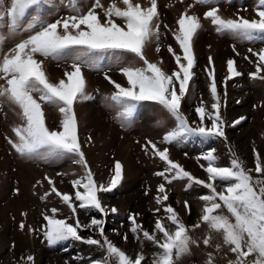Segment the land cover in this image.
I'll return each mask as SVG.
<instances>
[{"label": "snow or ice", "instance_id": "snow-or-ice-1", "mask_svg": "<svg viewBox=\"0 0 264 264\" xmlns=\"http://www.w3.org/2000/svg\"><path fill=\"white\" fill-rule=\"evenodd\" d=\"M195 2L211 5L216 0ZM121 3L123 6L112 0L105 7L101 0H94L92 6L85 10L81 6V0H66L65 6L72 14L53 21L46 18L45 9L49 7V0H0V80L4 81L0 83V108L4 104L12 106L20 121L12 126L15 139L8 137V143L20 156L31 160L48 161L67 156L77 158L76 163L82 165L85 171L84 175L72 181L74 196L61 193L55 187V182L46 177L52 186L51 192L69 206L74 217L77 207L95 208L107 215L108 209L103 206L99 193L115 188L122 179V165L117 161L108 183L97 184L82 150L75 111L76 103L94 99L87 92L82 69H98L106 53H130L143 65L136 66L134 62H129L121 67L120 71L126 77L128 86L117 83L105 73V79L116 91L105 94L104 101L109 107H118L117 119L122 123L135 113L141 102L151 101L161 105L175 121L174 127L168 129L163 136L164 143L179 142L189 137H198L201 142L214 137L226 139L214 67L208 71L211 78L210 93L214 98L211 111L202 101L195 108L199 116L198 122H190L181 111L196 63L193 38L202 28L201 18L196 14H189L188 9L193 5H189L176 22L178 27L173 36L182 49V56L171 45L168 46V51L175 57L178 65L176 71L168 73L159 63L150 62L145 55L146 47L154 39L159 40L160 36L158 0H150V6L147 7L136 0H121ZM97 8L103 9V19L96 11ZM256 17H224L218 6L209 7L204 13V18L211 21L217 33H229L242 41L264 42V0L258 2ZM9 41H13L14 46L5 51L4 46ZM156 50H160L159 46ZM248 51L253 52L251 48ZM253 54L257 57L256 71L250 73V76L255 78L264 72V48ZM38 56L57 61L71 59L72 70L65 72L66 79L54 82L46 72L44 60L37 59ZM211 61L212 58L209 57V62ZM227 64L230 75L224 82L225 97L227 80L242 75L236 70L234 60H228ZM44 104L58 108L62 117L58 128L53 129L46 124ZM206 118L210 122H206ZM244 119L245 117H240L235 123ZM149 145L153 155L159 156L167 164L156 175L163 176L168 183L174 179H186L188 186L197 184L209 190L208 194L200 197L205 202L204 207L198 222L191 226L183 222L171 204L165 205L166 215L157 217L151 232L136 222L137 214L130 216V230L136 238L140 239L142 234L144 239L151 241L157 248L152 264H177L182 256L190 254L192 246L200 243L190 233L199 228L201 223L207 224L209 229L202 241L204 245L211 244L212 232L222 235L223 245L228 246L235 257L228 264H264V160L260 153L254 152V171L257 174L254 177L251 174L253 169H246L235 152L232 153L229 165L221 166L215 149H209L201 157L207 162V179H200L185 170L179 162L173 161L166 147L161 150L149 140L144 146L146 151ZM166 173L171 174V178ZM217 181L223 185L220 190L217 189ZM157 193L158 204L168 200L165 184L158 186ZM49 194L45 193L43 198ZM185 206H188L187 201ZM221 208H225L227 214L218 212ZM57 211L53 208V215L44 214L46 223L42 231L49 245L74 239L105 249L106 256L93 260L92 264H112L113 260L115 264H143L146 260L143 252L130 256L109 240L104 235L103 219L93 217L90 224L81 225L76 217L74 223H69L72 217L58 219L54 215ZM111 211L115 212L116 209L112 208ZM155 211L161 210L157 208ZM20 227L24 228L23 222ZM89 228L98 231L102 240L84 238L79 234L78 230ZM124 239L127 240V234ZM215 248L219 250L222 245L217 243ZM207 256L206 264H214L213 253L209 252ZM249 257L253 258L249 260ZM26 260L29 264H34L32 255H28Z\"/></svg>", "mask_w": 264, "mask_h": 264}, {"label": "rangeland", "instance_id": "rangeland-1", "mask_svg": "<svg viewBox=\"0 0 264 264\" xmlns=\"http://www.w3.org/2000/svg\"><path fill=\"white\" fill-rule=\"evenodd\" d=\"M101 2L107 7L112 0ZM136 2L145 7L150 6V0ZM258 2L259 0H216L211 5H201L195 0H158L159 40L154 39L145 49V55L150 62L159 63L165 72L176 71L178 65L175 57L168 51V46L171 45L176 53L182 56V49L174 39L173 33L178 27L176 22L180 15L189 5H193L188 9L189 14H196L201 18L202 28L193 38L192 47L196 63L192 69L193 77L189 82L188 92L181 104V111L190 122H198L199 116L195 108L202 101L211 111L214 98L210 93L211 78L208 71L214 67L226 139L214 137L207 142H201L198 137H189L179 142L164 143L163 136L168 129L174 127L175 121L161 105L151 101L141 102L126 122L122 123L117 119L118 107H109L104 101L105 94L116 91L105 79V73L117 83L128 86L126 77L120 71L121 67L129 62L143 66L142 62L130 53L109 52L102 57L98 69L88 67L82 69L87 82V92L94 97L75 105L78 134L85 159L97 184L108 183L117 161L122 165V179L117 186L110 191L99 193L103 206L108 209L107 215L95 208L77 207L74 217L69 206L51 192L52 186L46 177L55 182V187L61 193L74 196L72 181L84 175L82 165L76 163L77 158L71 156L48 161L31 160L20 156L7 139L8 137L15 139L12 126L20 121L12 106L4 104L0 108V264H29L26 260L28 255L34 257V264H92L93 260L106 256L105 249L74 239L49 245L42 229L46 223L44 214L53 215L51 212L53 208L58 210L54 214L58 219L72 217L69 223H74L76 217L79 218L81 225L90 224L93 217L103 219L104 235L109 240L130 256L143 252L146 257L143 264H152V257L157 248L151 241L144 239L142 234L140 239L136 238L130 230L132 227L130 216L137 214L136 222L151 232L154 230L157 217L166 215L165 205L171 204L183 222L191 226L198 222L204 207L205 202L200 197L208 194L209 190L197 184L188 186L186 179H174L168 183L163 176L156 175L163 171L167 164L159 156L153 155L150 145L148 150H145L144 146L149 140L161 150L166 147L173 161L179 162L185 170L200 179H207L205 171L207 162L201 157L209 149H215L221 166H228L232 153L235 152L244 162L245 168L253 169L251 174L254 177L257 175L254 171V152H259L264 160V72L255 78L251 77L250 73L256 71L257 57L253 53L264 48V42L242 41L229 33H217L211 21L204 18V13L209 7L218 6L224 17L244 16L253 19L257 18ZM93 3L94 0H81V6L85 10ZM116 3L123 6L121 0H116ZM65 4L66 0H49V7L45 9L46 18L54 21L71 15ZM96 11L103 19V9L97 8ZM117 22L120 23V20ZM219 45L226 51L221 59H218ZM13 46L14 42L9 41L4 46L5 51ZM157 46L160 48L159 51L156 50ZM250 48L253 52L248 51ZM209 57L212 58L211 63ZM37 59L44 60L46 72L54 82L66 79L65 72L72 70L71 59L57 61L39 56ZM230 59L235 61L234 66L242 75L227 80L225 97L224 82L230 75L227 64ZM0 83L4 81L0 80ZM43 110L46 124L50 128H58L62 119L58 108L55 105L44 104ZM240 117L245 119L235 123ZM206 122L210 121L206 118ZM166 175L171 178V174ZM162 183L165 184L168 200L158 204L157 189ZM216 186L218 190L223 187L219 181L216 182ZM45 193L50 194L43 198ZM15 201L18 204H13ZM74 203L79 204L78 201ZM8 204L10 209L7 212L3 211ZM112 208L116 211L112 212ZM157 208L161 211L156 212ZM218 212L227 214L225 208ZM22 222L23 229L20 227ZM78 231L84 238L102 240L99 232L92 228ZM208 232V226L204 223L191 231L190 234L200 243L198 246L193 245L190 254L182 256L177 264H206L209 252L214 255V264H228L230 259L235 258L228 250V246L223 245L220 233L212 232L211 244L204 245L202 241ZM125 234L127 240L124 239ZM217 243L222 245L219 250L215 248ZM112 264H115V260Z\"/></svg>", "mask_w": 264, "mask_h": 264}, {"label": "bare ground", "instance_id": "bare-ground-1", "mask_svg": "<svg viewBox=\"0 0 264 264\" xmlns=\"http://www.w3.org/2000/svg\"><path fill=\"white\" fill-rule=\"evenodd\" d=\"M219 47H220V45H219ZM225 51V50H224ZM223 50H222V45H221V47L219 48V55H218V59H221L222 57H224V54L226 53V51L224 52ZM224 53V54H223ZM128 158H130V157H128ZM130 161V160H129ZM139 177H140V175H138ZM141 178V177H140ZM16 202V201H15ZM13 203V204H18L17 202L16 203ZM12 207H15V205H12ZM8 209H10V207H9V204H8V206L5 208V209H3V211L4 210H6V212L8 211ZM18 238V237H17Z\"/></svg>", "mask_w": 264, "mask_h": 264}]
</instances>
